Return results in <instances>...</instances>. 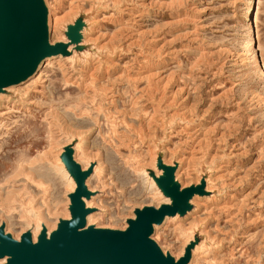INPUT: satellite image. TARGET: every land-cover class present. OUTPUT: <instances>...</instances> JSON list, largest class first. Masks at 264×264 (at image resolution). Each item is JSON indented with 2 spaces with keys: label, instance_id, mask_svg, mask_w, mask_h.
Wrapping results in <instances>:
<instances>
[{
  "label": "rangeland",
  "instance_id": "1",
  "mask_svg": "<svg viewBox=\"0 0 264 264\" xmlns=\"http://www.w3.org/2000/svg\"><path fill=\"white\" fill-rule=\"evenodd\" d=\"M43 1L49 43L70 51L1 87L14 86L0 98V228L37 242L71 218L70 153L91 168L86 227L125 230L137 209L170 203L158 183L170 169L201 192L154 224L160 250L191 245L187 264H207L216 245V264H264V0Z\"/></svg>",
  "mask_w": 264,
  "mask_h": 264
},
{
  "label": "water",
  "instance_id": "2",
  "mask_svg": "<svg viewBox=\"0 0 264 264\" xmlns=\"http://www.w3.org/2000/svg\"><path fill=\"white\" fill-rule=\"evenodd\" d=\"M47 11L43 0H0V88L22 81L33 74L38 62L52 53L68 54L66 42L49 43L46 27ZM71 33V40L77 39ZM76 186L69 194L71 218L60 220L48 236L42 230L37 242L24 232L14 240L0 228V258L3 264H187L192 246L186 247L178 260L164 254L150 238L154 224L165 216H173L188 208L187 201L199 186L180 189L168 169L158 179L171 197L159 208L144 206L127 220L125 230L86 227L85 217L93 208H86L83 197L91 194L85 180L91 168L83 170L70 153L64 154Z\"/></svg>",
  "mask_w": 264,
  "mask_h": 264
},
{
  "label": "bare ground",
  "instance_id": "3",
  "mask_svg": "<svg viewBox=\"0 0 264 264\" xmlns=\"http://www.w3.org/2000/svg\"><path fill=\"white\" fill-rule=\"evenodd\" d=\"M100 5H102V4H100ZM49 18V17H48ZM53 21H54V25H56L57 26V22H58V19H57V17L55 16V17H53ZM78 27V26H77ZM75 30V29H74ZM78 38V37H77ZM82 38V37H81ZM85 39V38H84ZM86 40V39H85ZM79 42V41H78ZM69 46H71V45H69ZM73 54V53H72ZM74 56L73 55H69V56H66V58L68 59H72ZM75 58V57H74ZM49 59H46V62H49L48 61ZM77 60V59H76ZM83 60V59H82ZM72 63V62H71ZM97 69H99V68H97ZM261 76V75H260ZM152 77V76H151ZM149 79H152V78H150V77H148V80ZM154 80V79H153ZM148 86V91L150 92V91H152V84H150V81H149V85H147ZM14 86H11V87H8V88H13ZM8 88H1V91H0V98H2V96H3V91L4 90H6V89H8ZM8 95V94H7ZM5 103V102H4ZM201 157L202 158H204L203 160H205V159H208V160H206V161H208V162H205V163H200V164H205L206 165V167H208L209 169H211V170H213V169H215V172H216V170H219L221 167H219V165L220 164H217L216 165V159L215 158H213V159H211L210 157H212V156H210L211 155V150H208V149H205V148H201ZM75 154V153H74ZM85 155V154H84ZM60 159V158H59ZM84 159V158H83ZM93 159V158H92ZM201 159V158H200ZM188 160V159H187ZM57 161H59L58 159H57ZM200 162V161H199ZM199 164V165H200ZM56 165H57V163H56ZM59 165V164H58ZM99 166V165H98ZM216 167V168H215ZM83 168H85V166L83 167ZM100 168V167H99ZM99 168L97 169L95 166H94V168H93V170H94V172H93V174L94 173H97V170H99ZM56 169V168H55ZM58 169H59V171H61L60 173L63 175V176H68V172L65 170V168H64V166H63V164H60V166H58ZM83 170H85V169H83ZM53 171V170H52ZM103 172V171H102ZM143 172H144V169H143ZM146 178V177H145ZM211 178V177H210ZM101 180V179H100ZM148 181V180H147ZM209 182V181H208ZM86 183H88V182H86ZM149 183H150V185L151 186H154L155 187V181H154V179L153 178H150V180H149ZM86 185H88V184H86ZM90 185V184H89ZM93 185V184H92ZM74 186H75V184H74V182L72 183V184H69V189H71V192L74 190L73 188H74ZM213 186V185H212ZM64 187V186H63ZM91 187H89V189H90ZM217 188V187H216ZM67 189V188H66ZM211 189V188H210ZM209 189V190H210ZM91 190V189H90ZM219 190H220V188H219ZM94 191V190H93ZM212 191V190H211ZM154 193V192H153ZM193 196V195H192ZM197 196V195H196ZM66 197H68V196H66ZM166 198V197H165ZM206 198V197H205ZM192 198H190V200H191ZM245 200V199H244ZM244 200L242 201V203L244 202ZM160 201H161V199H160ZM164 201H166V202H169V199L168 198H166V199H164ZM193 200H191V202H192ZM199 201V200H198ZM84 203H85V206H87L86 208H88V207H90V205L93 203V196H90V198L89 199H84ZM161 203V202H160ZM199 203V202H198ZM212 203V202H211ZM198 205V204H197ZM194 210V209H193ZM103 213V212H102ZM33 215V214H32ZM30 216H31V214H30ZM37 217V216H36ZM35 217V218H36ZM40 217H41V215H40ZM68 217V216H67ZM95 213L94 212H90V214H88L87 216H86V221L87 222H89L90 220H93V218L95 219ZM172 218H177V215H174V216H171ZM31 218V217H30ZM98 218V217H97ZM100 218V217H99ZM166 218H168L167 216L164 218V219H166ZM36 220V219H35ZM39 220V219H38ZM43 222H44V220H43ZM34 223V222H33ZM45 223V222H44ZM90 223V222H89ZM27 224V223H26ZM25 224V225H26ZM35 224V223H34ZM181 224V223H180ZM201 224V223H200ZM45 225H46V223H45ZM199 224H197L196 226H195V228H197V226H198ZM28 226H30L31 227V225H28ZM154 226V225H153ZM29 227V228H30ZM156 227V226H155ZM203 227V226H202ZM41 228H42V226H41ZM5 230V229H4ZM40 230V229H39ZM47 230H48V232L49 231H51V228L50 227H48L47 226ZM194 230L195 229H192L191 230V232H194ZM33 231V230H32ZM38 231V230H37ZM36 231V232H37ZM201 231V230H200ZM36 232L34 231V232H32V242L34 243L35 242V238H36ZM203 232V231H202ZM199 233H201V232H199ZM38 234V233H37ZM193 234V233H192ZM204 234V233H203ZM189 235V234H188ZM205 235V234H204ZM193 236V235H192ZM207 236V235H206ZM208 237V236H207ZM188 238V237H187ZM210 239V238H209ZM15 240V239H14ZM188 240H190V239H188ZM203 240V239H202ZM210 240H212V239H210ZM214 243L215 242H219V240H212ZM187 243V242H186ZM220 244V243H219ZM203 245H204V243H201V244H197V246L192 250V256H194V253H196L197 252V250L199 251V250H201L202 249V247H203ZM208 246V245H207ZM216 245H212L211 247H209L208 249H207V251H205L204 252V254H203V256H205V259H206V263L207 264H216L217 263V259H218V256H216ZM203 252V251H202ZM191 253V252H190ZM181 256V255H180ZM6 256H3V258H1L0 259V264H3L4 262H6ZM179 259V258H178ZM178 259H176V260H178Z\"/></svg>",
  "mask_w": 264,
  "mask_h": 264
}]
</instances>
